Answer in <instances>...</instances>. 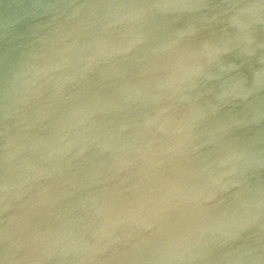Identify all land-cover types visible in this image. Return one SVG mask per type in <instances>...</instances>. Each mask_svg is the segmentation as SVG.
Instances as JSON below:
<instances>
[{
  "label": "water",
  "instance_id": "95a60500",
  "mask_svg": "<svg viewBox=\"0 0 264 264\" xmlns=\"http://www.w3.org/2000/svg\"><path fill=\"white\" fill-rule=\"evenodd\" d=\"M0 264H264V0H0Z\"/></svg>",
  "mask_w": 264,
  "mask_h": 264
}]
</instances>
